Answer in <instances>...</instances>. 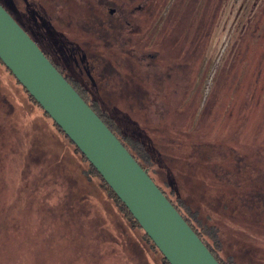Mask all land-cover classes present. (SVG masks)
I'll return each mask as SVG.
<instances>
[{
    "label": "rangeland",
    "instance_id": "374dc122",
    "mask_svg": "<svg viewBox=\"0 0 264 264\" xmlns=\"http://www.w3.org/2000/svg\"><path fill=\"white\" fill-rule=\"evenodd\" d=\"M39 1L94 61L100 97L147 134L156 181L235 264H264V0ZM98 2L116 16L75 10ZM88 166L0 62V264H163Z\"/></svg>",
    "mask_w": 264,
    "mask_h": 264
},
{
    "label": "water",
    "instance_id": "95a60500",
    "mask_svg": "<svg viewBox=\"0 0 264 264\" xmlns=\"http://www.w3.org/2000/svg\"><path fill=\"white\" fill-rule=\"evenodd\" d=\"M0 59L95 166L170 264H221L149 173L1 3Z\"/></svg>",
    "mask_w": 264,
    "mask_h": 264
},
{
    "label": "trees",
    "instance_id": "16d2710c",
    "mask_svg": "<svg viewBox=\"0 0 264 264\" xmlns=\"http://www.w3.org/2000/svg\"><path fill=\"white\" fill-rule=\"evenodd\" d=\"M18 0H0V3L13 15V17L21 24L22 27L31 35V37L39 45L42 41H48L51 44V48L48 51H44L47 57L52 61V63L57 67V69L65 76V78L73 85V87L79 92V94L84 98V100L96 111V113L102 118V120L109 126V128L116 134V136L121 140L125 147L130 151L134 158L139 162V164L149 173L157 185L161 188L168 199L173 203V205L178 209L190 226L195 230V232L200 236L203 242L211 250L214 256L221 264H235L232 256L226 255L223 252V243L219 236V229L216 226L208 225L207 222L200 216L197 209L192 208L189 204L184 201V199L178 195L175 189L172 192H168L161 186L156 179L153 177L150 171V167L154 161V148L148 139L147 134L142 130L140 131L137 124L133 123L130 119L123 117V113L119 112L118 109L110 107L105 103V101L100 97L99 91L97 89V82L93 77H84V72H90V65L94 64V61L88 60L84 50L74 41L68 39V37L61 30L57 29L51 22L48 12L41 13L40 6L42 5L39 0H25L26 4L23 10L20 9L16 2ZM65 2V1H64ZM67 5H72V0H66ZM65 2V4H66ZM35 3V5L33 4ZM93 3V8L83 6L75 7V10L80 11L83 16L99 14L105 15L107 18L111 16L108 10L107 4ZM18 5H20L18 3ZM75 6V5H74ZM42 7V6H41ZM116 14L113 16L115 17ZM120 17V16H119ZM124 20V19H123ZM90 19L86 22L88 23ZM126 25L131 28L128 20L125 21ZM40 46V45H39ZM67 60L69 67L64 64L63 61ZM80 60V61H79ZM0 62L9 70V72L14 76L12 71L3 63ZM82 62L83 64H81ZM70 69V71L68 70ZM17 80V78L14 76ZM90 78V79H89ZM17 82L23 87L27 92L30 99L39 105L42 109L43 107L35 100V98L29 93V91L17 80ZM45 115L49 117L56 129L64 135L66 139L74 146L76 152H78L82 158L88 163V168L85 170V175L88 177H96L100 180L102 188L107 192L108 196L115 202L119 207L121 213L132 228L142 231V238L149 242L152 247L158 250L162 254L163 264H170V262L165 258L163 253L159 250L154 241L145 232L139 222L135 219L133 214L130 212L128 207L124 202L118 197L114 190L109 186L103 176L98 172L95 166L88 160V158L82 153V151L76 146V144L66 135V133L61 129V127L52 119V117L43 109ZM130 120V121H129ZM57 152H55V155ZM63 164H55L51 171L56 175H62L65 172L62 171ZM72 167H70V172ZM175 195L176 198L173 196Z\"/></svg>",
    "mask_w": 264,
    "mask_h": 264
},
{
    "label": "flooded vegetation",
    "instance_id": "af4514ba",
    "mask_svg": "<svg viewBox=\"0 0 264 264\" xmlns=\"http://www.w3.org/2000/svg\"><path fill=\"white\" fill-rule=\"evenodd\" d=\"M108 11H109V13L111 14V16H110L111 18H112V17L115 15V13H116V12H115V9H114V8H111V7L108 8ZM23 28H24V27H23ZM68 70L70 71V69H68Z\"/></svg>",
    "mask_w": 264,
    "mask_h": 264
}]
</instances>
